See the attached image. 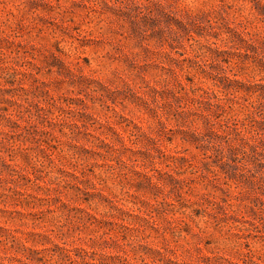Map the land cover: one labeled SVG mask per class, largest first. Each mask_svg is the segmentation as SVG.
I'll use <instances>...</instances> for the list:
<instances>
[{"label": "rangeland", "instance_id": "rangeland-1", "mask_svg": "<svg viewBox=\"0 0 264 264\" xmlns=\"http://www.w3.org/2000/svg\"><path fill=\"white\" fill-rule=\"evenodd\" d=\"M0 264H264V0H0Z\"/></svg>", "mask_w": 264, "mask_h": 264}]
</instances>
